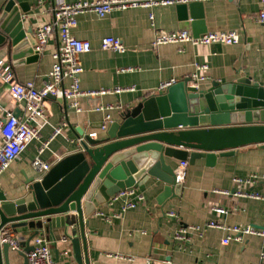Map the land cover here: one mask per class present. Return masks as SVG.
Here are the masks:
<instances>
[{
	"label": "crops",
	"instance_id": "1",
	"mask_svg": "<svg viewBox=\"0 0 264 264\" xmlns=\"http://www.w3.org/2000/svg\"><path fill=\"white\" fill-rule=\"evenodd\" d=\"M7 1L0 0V13ZM15 1L26 5L27 11L23 13L25 26H31L35 36L38 26L52 21L59 1L80 0ZM261 8V0H207L203 2V21L196 25L191 24V19L189 23L180 19L177 5L113 10L103 17L93 12L80 14L72 33L91 43V50L80 56L83 66L80 89L87 92L134 86L135 90L103 96L82 95L79 98L81 111L71 108L66 111L61 98H49L47 119L38 120L41 126L39 139L32 140L20 157L1 174L0 194L3 193L7 201H15L25 194L26 178L33 175L41 177L32 167L38 155L55 164L77 152L75 128L87 121L90 111L101 110L104 116L110 114L112 120H117L121 111L150 95L162 81L175 79L179 82L190 77L195 63L209 65V79L198 82L197 86L190 84L193 90L208 87L212 81L232 82L242 72L264 87V28L258 20ZM151 12L154 13L153 24L149 17ZM185 25L188 27L184 28ZM179 29L194 35L236 30L241 40L232 45H152L157 33ZM106 36L121 38L126 51L120 53L102 48V40ZM60 44L59 34L55 31L40 58L27 61V57L13 59L11 45L6 42L0 45V60L12 66L17 82L33 81L42 86L48 80L54 62L53 53ZM124 68L134 69L123 71ZM109 104L121 107L105 109ZM17 110L20 113L11 98L10 85L0 80V121L8 112ZM64 123L63 131L39 154L42 141ZM96 131L97 137L103 135L98 128L89 129V132ZM166 160L174 168L179 163V160L171 158ZM254 171L264 174V148L260 144L246 145L230 155L219 156L214 165H208L205 158H199L194 165L189 163L179 196L166 198V184L146 174L134 187L146 197V201L136 208L115 217L114 213L121 212L122 205V201H117L112 206L97 208L94 214L85 218L84 233L78 224L68 227L67 232L62 228L55 229V237L45 231L40 235L51 242L52 256L60 264H79L72 242L74 237L79 238L84 264L86 257L90 264H258L263 243L260 236H245L242 241L232 240L228 244L223 240L229 226L251 224L264 228V199L214 192L241 189L264 195V179L253 185L234 183L235 177H246ZM212 206H223L229 212L217 213ZM171 211L176 216L170 215ZM211 221L218 226L205 227ZM6 226L17 235L24 250L33 246V239L29 240L33 230L28 226ZM181 226H201L204 229L202 232L190 231L186 238L181 239L176 235ZM64 235L68 236V242L61 241ZM116 254L126 258H118ZM23 263L24 258L9 249L8 264Z\"/></svg>",
	"mask_w": 264,
	"mask_h": 264
},
{
	"label": "water",
	"instance_id": "2",
	"mask_svg": "<svg viewBox=\"0 0 264 264\" xmlns=\"http://www.w3.org/2000/svg\"><path fill=\"white\" fill-rule=\"evenodd\" d=\"M180 19L193 25L203 21V2L178 4ZM24 3L8 0L0 13V45L10 43L15 60L27 57L37 61L41 53L33 28L25 26ZM188 26L185 25L184 28ZM20 63V62H19ZM186 77L165 91L151 93L119 113L103 135L93 138L89 129H100L104 112L88 113L87 121L75 128L77 152L57 163L46 174L26 178L25 194L7 201L1 193L0 230L8 224L28 226L55 237V229L76 227L84 233L85 218L109 199L135 187L146 174L164 182L165 197L179 196L183 183L166 158L188 160L194 165L205 158L214 165L219 156L237 148L260 144L264 148V87L244 72L232 82L212 81L210 86L193 90ZM55 98L54 96H49ZM68 110L66 98H62ZM19 115V110L16 111ZM77 262L84 264L79 238H72ZM9 245L0 242V264H8ZM26 248L19 254L27 264ZM85 264H90L88 257Z\"/></svg>",
	"mask_w": 264,
	"mask_h": 264
},
{
	"label": "built area",
	"instance_id": "3",
	"mask_svg": "<svg viewBox=\"0 0 264 264\" xmlns=\"http://www.w3.org/2000/svg\"><path fill=\"white\" fill-rule=\"evenodd\" d=\"M207 0H80L76 2L59 1L53 13L51 22H47L38 26L35 32L37 44L35 50L42 53L48 41L57 31L61 44L53 53V65L48 75V80L42 85L37 86L33 81L19 83L14 78L12 66L0 60V80L10 85L11 98L20 109L19 115L16 111L8 112L4 120L0 121V176L1 174L15 161L26 146L34 139H39L41 126L38 120H46L49 114L48 99L49 96L56 98H66L68 108L76 111H81V103L79 98L82 95L87 96H103L107 94H117L124 91H133L135 87H115L101 88L99 90H91L83 92L80 89V75L83 72V66L80 56L83 53L91 50V43L88 40L77 38L72 29L77 26V17L80 14L93 12L103 17L113 10H127L133 8H154L157 6L189 4L192 2H205ZM262 8L258 14V20L264 28V0H261ZM152 24L154 23V13L149 15ZM264 40V29H263ZM241 40L240 34L236 30L226 31H208L200 35H194L188 30H173L159 32L155 35L152 42L154 47L164 44H180L190 43L195 46L210 45L214 43H222L226 45L238 44ZM102 48L123 53L126 51V46L121 38L116 36H106L102 40ZM134 68H124L123 71L133 70ZM209 65L207 63H195L194 70L190 77L192 83L198 85V82L209 79L207 71ZM67 80H69L67 82ZM175 79L162 81L158 88L152 93L165 91L171 85L176 83ZM121 106L109 104L105 109L111 110ZM101 109H103L101 107ZM112 122L110 114L104 116V122L99 130H106ZM66 123L54 129L51 136L42 141L39 148V154H42L50 145V142L59 135ZM98 132H90L94 138ZM54 164L43 160L38 155L32 162L33 169L41 175L46 174L51 170ZM189 166L188 160H180L175 168L176 178L182 182L186 175ZM264 179V174L257 171L250 173L246 177H235L234 183L237 185H253L259 180ZM227 196H240L254 199H264V195L259 192H248L241 189L231 190H214ZM122 201L121 212L114 213L115 217L121 216L122 212L131 208H136L139 204L146 201L143 193L138 192L134 187L127 188L113 195L108 206H112L115 202ZM1 205V201H0ZM212 209L217 213H227L229 210L223 206H212ZM100 214L105 215L103 212ZM170 215L176 216V213L171 211ZM218 223L209 222L205 227H215ZM204 227L201 226H181L177 232V238H186L190 231L202 232ZM228 234L224 238L223 243L228 244L232 240L242 241L245 236H260L263 243L260 250V260L258 264H264V228L254 225H233L227 227ZM62 242H68L67 235L61 237ZM0 242L9 245L11 251L20 253L24 252L22 242L17 235L8 226L0 230ZM56 242V240H55ZM50 241L39 235L33 239L34 249L25 252L27 264H60L56 261L50 251ZM118 258H126L122 255H115ZM133 260V258H129Z\"/></svg>",
	"mask_w": 264,
	"mask_h": 264
}]
</instances>
